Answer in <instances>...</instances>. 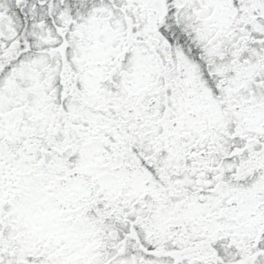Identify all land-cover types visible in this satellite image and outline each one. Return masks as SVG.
I'll list each match as a JSON object with an SVG mask.
<instances>
[{"label": "snow or ice", "instance_id": "snow-or-ice-1", "mask_svg": "<svg viewBox=\"0 0 264 264\" xmlns=\"http://www.w3.org/2000/svg\"><path fill=\"white\" fill-rule=\"evenodd\" d=\"M0 264H264V0H0Z\"/></svg>", "mask_w": 264, "mask_h": 264}]
</instances>
